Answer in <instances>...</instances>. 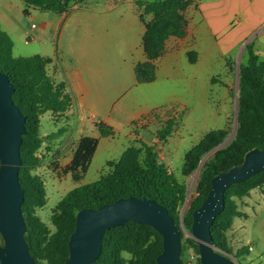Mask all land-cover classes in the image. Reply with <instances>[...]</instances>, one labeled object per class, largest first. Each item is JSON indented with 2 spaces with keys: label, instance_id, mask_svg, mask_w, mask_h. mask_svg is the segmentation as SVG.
I'll use <instances>...</instances> for the list:
<instances>
[{
  "label": "trees",
  "instance_id": "1",
  "mask_svg": "<svg viewBox=\"0 0 264 264\" xmlns=\"http://www.w3.org/2000/svg\"><path fill=\"white\" fill-rule=\"evenodd\" d=\"M73 0H25L28 6L56 12L65 11ZM191 0H161L141 4L152 18L146 22L143 43L147 60L135 66L139 83L151 82L156 78L157 60L166 52L167 40L183 37L187 30L185 10ZM144 19V16H143ZM13 40L0 26V71L7 74L14 86L13 99L26 116L27 133L23 135L21 145L22 165L19 179L23 187V214L27 223L25 234L31 254L39 264H60L70 255L69 240L76 227V216L82 208H97L121 197H152L162 203L174 217L181 230L179 207L185 201L187 185L178 180L167 165L159 159L155 145L143 144L144 154L141 160L133 150H126L114 167L98 180L80 184L66 193L58 202L52 214L56 226L51 231L40 220L36 209L45 205L47 192L43 180L32 175V170L40 165L36 154L44 136L40 134V117L46 111L61 112L71 105L70 95L65 82H55L47 72L49 58L40 54L15 56ZM245 50L246 63L239 65L238 125L231 142L220 147L203 165L202 177L207 185L200 189L194 198L186 216V228L192 232L193 211L199 207L211 187L212 178L244 161L248 151L254 148L264 149V60L255 51L254 42H248ZM195 60V53H191ZM213 78V81H216ZM174 119L169 118L160 130L162 137L172 132ZM111 132L102 129V135ZM227 129L217 128L207 131L200 141L186 153L185 172L195 169L202 157L225 141ZM99 139L84 136L80 139L74 153L69 171L76 180H81L87 172L98 148ZM264 171L251 178L231 185L225 193V209L216 217L211 231L214 243L220 246V230L232 226L235 216L245 213L238 211L229 203L230 195L243 197L253 187L260 184L259 178ZM217 230V231H216ZM149 239V240H148ZM188 241L199 253L197 241L188 237ZM163 248L162 235L148 224L128 221L124 225L106 230L100 257L93 264H124L122 251L132 252L136 260L133 264H157V256ZM247 249V248H246ZM243 250L238 255L243 254ZM183 248L181 244V258ZM1 264V262H0ZM183 264V262H182ZM199 264H202L199 259Z\"/></svg>",
  "mask_w": 264,
  "mask_h": 264
},
{
  "label": "rangeland",
  "instance_id": "2",
  "mask_svg": "<svg viewBox=\"0 0 264 264\" xmlns=\"http://www.w3.org/2000/svg\"><path fill=\"white\" fill-rule=\"evenodd\" d=\"M18 1L21 2L22 0ZM156 1L161 0H73L67 5L65 11L74 7L96 5L99 2H104L103 5L110 7L109 10L127 7L129 10L133 9L139 19L140 26H144L145 33L146 22L152 18V14H145L143 6L140 7V5ZM195 2L198 0H191L185 10V16L188 8ZM29 7L33 8L29 14L18 12V26L24 31L30 28L32 31L33 22L39 25L41 13L46 12L41 8ZM33 30H35L34 34L30 30L27 32L25 40L12 35L15 56H29L38 48L35 36L40 29L38 27ZM144 33L141 36V43L137 47V49H142L143 58L137 63L147 60L143 43ZM29 35H31V39L29 38L30 41L26 42ZM251 41L253 38L245 40L239 52L227 54L225 62H218V59H215L204 63L202 67L192 65L191 83L187 79H170L164 80V84L161 83L155 88L159 92L156 96V100L159 102H163V96L167 94L176 96L180 100H187L189 111L185 114L181 110L180 103L173 101L168 105L166 104L167 106L160 105L152 108L128 124L123 131L117 132L113 125L105 122L103 116L98 115L97 117L95 112H89L84 120L90 124H83L81 116L85 117V115L80 112L78 102L73 100L71 95V105L67 110L44 112L40 117V134L44 136V141L36 152L40 159V165L32 170V175L43 180L47 192L45 205L36 209V214L40 220L51 231H55L56 226L52 221V214L59 200L66 193L80 184L94 182L108 173L113 169L114 163L118 162L126 153V150L128 152L133 150L135 156L141 160L144 154L143 144L155 145L159 159L167 165V168L174 173L179 181L187 185L186 199L179 207V221L183 232L181 240L182 262L183 264H199L200 254L188 241V237L193 236L192 232L186 228L185 216L194 198L199 195L200 189L207 185L202 177L204 163L213 156L217 149L231 142L236 134L239 65L247 62L248 54L245 47ZM191 53L189 52V56L193 62ZM165 54L159 58L157 66L160 65V59ZM212 77L217 80L213 81ZM52 79L57 82L55 78ZM169 118H173L175 122L172 132L169 136L162 137L160 130L166 125ZM103 128L111 133L102 135ZM217 128L227 129L225 141L205 154L199 165L191 172L186 173L184 168L186 153L200 141L207 131ZM95 134L103 147L94 161H91L83 178L76 180L74 173L68 168L72 164L78 143L82 137L94 136ZM115 140L116 142L120 141L121 145L115 153L108 154L104 148L108 142L112 143ZM259 182V185L250 189L249 193L241 198L230 195L229 203L245 215L235 216L230 228L218 232L221 243L220 246L217 247L216 244L215 246L238 264H264V174L260 176ZM3 242L0 234V244ZM241 250L244 251L243 254L238 255ZM121 257L124 264H133L136 260L132 252L125 250L121 252Z\"/></svg>",
  "mask_w": 264,
  "mask_h": 264
},
{
  "label": "crops",
  "instance_id": "3",
  "mask_svg": "<svg viewBox=\"0 0 264 264\" xmlns=\"http://www.w3.org/2000/svg\"><path fill=\"white\" fill-rule=\"evenodd\" d=\"M24 2L0 0V26L11 38L14 34L25 40L31 31L18 26V12L29 14L33 9ZM103 4L41 13L35 28L40 29L35 36L38 48L31 53L50 59L48 74L57 82H65L68 94L85 115L81 116L85 125L90 124L84 121L87 114L95 112L117 132L123 131L142 114L173 101L180 103L185 114L189 111L187 100L167 94L159 102L155 88L170 79L191 83L192 65L202 67L215 59L225 62L226 55L239 52L245 40L253 38L255 51L264 60V0H198L186 12L185 36L167 40L156 78L139 83L135 65L143 58L142 49L137 47L144 26H140L133 9L109 10ZM189 52L196 53L193 62ZM120 145V141L108 142L104 150L112 154ZM102 147L99 143L92 162Z\"/></svg>",
  "mask_w": 264,
  "mask_h": 264
},
{
  "label": "water",
  "instance_id": "4",
  "mask_svg": "<svg viewBox=\"0 0 264 264\" xmlns=\"http://www.w3.org/2000/svg\"><path fill=\"white\" fill-rule=\"evenodd\" d=\"M239 75V73H238ZM14 86L0 71V244L1 264H39L31 254L25 234L24 189L19 179L21 145L27 133L26 116L13 99ZM238 124V112H237ZM237 130V126L235 132ZM264 171V149L248 151L244 161L216 174L203 203L193 211L192 236L198 243L202 264H238L214 243L211 227L225 209L231 185ZM128 221L148 224L163 238L157 264H182L181 230L168 209L155 198L129 196L97 208H82L69 240V258L60 264H93L101 255L106 230Z\"/></svg>",
  "mask_w": 264,
  "mask_h": 264
},
{
  "label": "built area",
  "instance_id": "5",
  "mask_svg": "<svg viewBox=\"0 0 264 264\" xmlns=\"http://www.w3.org/2000/svg\"><path fill=\"white\" fill-rule=\"evenodd\" d=\"M31 27H32V30L35 29L37 27L36 22H33L32 25H31ZM29 38L31 39V35L28 36V39L26 40V42H29L30 41Z\"/></svg>",
  "mask_w": 264,
  "mask_h": 264
}]
</instances>
